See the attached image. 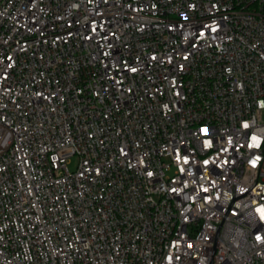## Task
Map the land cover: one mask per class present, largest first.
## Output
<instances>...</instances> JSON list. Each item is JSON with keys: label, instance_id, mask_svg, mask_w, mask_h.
Segmentation results:
<instances>
[{"label": "built area", "instance_id": "obj_1", "mask_svg": "<svg viewBox=\"0 0 264 264\" xmlns=\"http://www.w3.org/2000/svg\"><path fill=\"white\" fill-rule=\"evenodd\" d=\"M233 185L264 264V0H0V264H209Z\"/></svg>", "mask_w": 264, "mask_h": 264}, {"label": "water", "instance_id": "obj_2", "mask_svg": "<svg viewBox=\"0 0 264 264\" xmlns=\"http://www.w3.org/2000/svg\"><path fill=\"white\" fill-rule=\"evenodd\" d=\"M255 184H256V181L252 184V186L250 187V189H251ZM250 189H249V190H250ZM249 190H247L244 194L235 197V185H233V199H232V201H231V203H230V205H229V207H228V209H227V211H226V213H225V216H224L222 222L220 223V225H219V227H218V229H217V233H216V237H215V242H214V246H213V252H212V256H211V259H210V263H209V264H212V262H213L212 258H213V254L216 252L215 246H216L217 237H218V235L220 234V231H219V230H220V227H221V225H222V223H223L225 217L227 216V213H228V211H229V209H230V207H231L233 201H234L235 199H238V198L242 197L243 195L247 194V192H248Z\"/></svg>", "mask_w": 264, "mask_h": 264}, {"label": "snow or ice", "instance_id": "obj_3", "mask_svg": "<svg viewBox=\"0 0 264 264\" xmlns=\"http://www.w3.org/2000/svg\"><path fill=\"white\" fill-rule=\"evenodd\" d=\"M257 211L260 213L261 219L264 220V207L258 208ZM257 239H260L259 235L257 236Z\"/></svg>", "mask_w": 264, "mask_h": 264}]
</instances>
